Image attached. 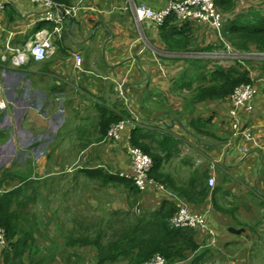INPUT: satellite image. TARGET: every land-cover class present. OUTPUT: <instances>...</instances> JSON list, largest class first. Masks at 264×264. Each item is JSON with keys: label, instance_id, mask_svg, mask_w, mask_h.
I'll return each instance as SVG.
<instances>
[{"label": "crops", "instance_id": "crops-1", "mask_svg": "<svg viewBox=\"0 0 264 264\" xmlns=\"http://www.w3.org/2000/svg\"><path fill=\"white\" fill-rule=\"evenodd\" d=\"M0 1L5 5L0 85L8 102V108L0 110V194L20 190L15 199L33 202L29 217L42 216L48 227L55 223L57 234L82 233L86 228L98 233L104 231L102 226L110 231L132 222L133 217L152 216L164 202L176 207L181 202L206 212L216 233L214 245L209 237L197 233L204 242L201 250L208 249L201 264H219L218 252L227 264H255L256 260L264 264V258L257 257L264 253L263 75L253 79L257 88L254 111L243 122L252 135V141L247 142L232 136L227 100L193 103L190 89L175 84L178 75L184 83L188 81L194 71L192 62L208 61L200 56L209 54L205 48L201 53L189 51H198V28L204 30L207 43L216 46L217 40L207 26H177L190 36L187 51H170L163 37L170 40L174 32L164 27L160 35L159 27L136 20L130 10L123 9L127 0H61L62 9L77 10L65 17L62 37H52L53 53L43 62L29 60L15 68L11 64L13 50H23L37 32L52 31L53 27L39 20L45 13L40 5L25 0ZM234 1L241 8L251 5L264 10L253 6L251 0ZM133 2L159 10L168 0ZM218 10L223 23L228 24L234 15ZM74 56L81 59L79 67ZM121 82L128 106L116 91V83ZM110 116L125 122L130 119L126 132L137 129L140 143L153 154L164 156L158 144L164 136L173 138L178 144L161 171L178 188H189L192 180L207 184L213 174L219 190L215 203L227 210L234 207V214L216 211L210 197L201 205L191 206L164 184V191L150 188L133 195L123 185L106 183L98 176L99 171L113 175L111 172L130 170L122 141L109 140L101 131L100 118ZM199 124L203 126L196 130L193 125ZM228 143L230 147L224 150ZM191 155H195L193 168ZM36 202H42V212H36ZM137 202L141 204L140 215L133 212ZM100 210L106 214H99ZM72 216L75 219L67 223ZM51 217L54 219L49 220ZM243 217L254 224L247 226L241 221ZM69 224V229H63ZM58 241L57 248L61 249L64 244ZM227 255L237 259L230 261Z\"/></svg>", "mask_w": 264, "mask_h": 264}, {"label": "trees", "instance_id": "trees-1", "mask_svg": "<svg viewBox=\"0 0 264 264\" xmlns=\"http://www.w3.org/2000/svg\"><path fill=\"white\" fill-rule=\"evenodd\" d=\"M52 1L61 3V0ZM216 5L224 14L234 15L232 20H229L226 25L224 34L233 50L242 54L249 52L251 46H253L258 53H264V15L259 14V11L263 12L264 10L257 8V11H250L246 15L242 12L243 9L236 5L234 0H217ZM177 26L181 27L183 25L179 24L173 17H170L163 26L159 27L160 35L164 27H167L168 29L165 31H172L175 35L170 40L163 37L170 51L186 52L190 36L185 34L183 30L178 29ZM205 49L210 54L214 50V46L208 44ZM256 59L259 64L258 71L264 76V56H259ZM206 60L212 59L207 58ZM192 63L191 68L194 71L191 78L184 83V78L178 75L175 80V84L183 89H190V92L193 93L190 102L198 104L223 102L230 97L235 88L243 84L252 83L250 74L244 67L243 62L235 61L233 65L226 68L216 64L210 66L206 72H201V69L197 67V63ZM196 78H198L195 81L197 85L193 88L190 86L192 85L190 81L192 83ZM122 119L119 116L100 118L101 131L107 134L109 127ZM200 126H203V124L193 125L196 130ZM137 131L136 129V131L131 133V143L152 159L153 165L149 173L151 179L157 183L164 184L169 189L171 188L185 203H189L191 206L201 205L210 197L213 208L216 211L225 215H233L235 212L234 207L227 210L215 203V196L219 193L218 189L214 188L210 192L206 183L195 184L193 180L189 184V188H178L171 182L169 176L161 171L163 163L173 156L172 153L178 144L173 138L169 136L161 138L158 147L161 153L166 154L160 156L153 154L146 144L140 143L142 138L137 134ZM150 139L153 141L154 137ZM98 176L106 183L123 185L133 195L138 193L129 180L100 171ZM19 191L10 190L6 194H0V229L5 231L8 241V246L2 251L1 257L4 264H39L33 256L36 253V249L32 247V244H29V241L33 240V231L24 230L21 226L23 216L20 214V208L23 202L14 198V194ZM31 203L28 201V204ZM176 211V206L164 202L157 213L152 216L133 217L132 222L117 225L119 228H116L111 234L104 230L91 236V232L86 228L87 231L76 237L73 231H62L59 233L60 239L64 244L61 249L72 250H69L71 251L68 256L71 260H67L69 264H76L72 262V259L80 257L79 251L82 249L91 254L92 260L89 261L91 264H118L120 262H125V264H144L156 254L161 255L169 264L182 261H189V264H201L208 253V249L201 250L204 242L202 241V236L197 234L199 232L188 229L172 230L168 227L167 222ZM47 247H52L51 243H48ZM55 248H57L56 243ZM55 253L56 251L52 250L50 252L51 257L47 261H53ZM45 256L46 254L40 255L39 258L45 259Z\"/></svg>", "mask_w": 264, "mask_h": 264}, {"label": "built area", "instance_id": "built-area-1", "mask_svg": "<svg viewBox=\"0 0 264 264\" xmlns=\"http://www.w3.org/2000/svg\"><path fill=\"white\" fill-rule=\"evenodd\" d=\"M34 5H40L44 8L45 13L40 17V21L50 23L52 31L42 30L37 32L33 39L23 50H13L14 55L11 57V64L15 68H19L33 60L34 62H43L53 53L52 37L61 38L64 32V18L73 16L76 8L62 9L60 4L52 0H25ZM217 0H168L167 4L159 9L154 10L145 4H136L133 0H127L124 11L130 10L134 18L138 21H146L155 27L164 25L167 19L173 17L179 24H197L205 25L210 29L220 32L223 30V16L219 12ZM253 6L263 7L264 0H251ZM259 4V5H258ZM5 5L0 1V33L3 31V15ZM61 14L63 16L61 17ZM9 49V47H7ZM227 49V48H226ZM216 55V54H215ZM217 56V55H216ZM222 59V56L218 57ZM3 59H5L3 57ZM74 62L77 67L81 63L78 56H74ZM252 83L243 84L235 88L230 97L227 99V116L229 118V126L233 137H243L247 142L252 141V135L244 128V119L251 115L254 111L253 102L257 94V88L253 84V75L249 73ZM116 91L123 98L125 106H128V98L124 96V83H116ZM8 102L4 97L3 87L0 85V110H6ZM130 120H126V122ZM124 120L112 124L106 134V138L116 143L121 142L128 158L129 172H111L121 178L132 182L133 186L140 194L146 193L150 188L164 191V187L149 177L152 168V159L146 155L140 148L132 145L131 134L126 132L127 124ZM126 134V135H125ZM124 136V139H123ZM230 147V143L226 144L224 150ZM208 186L213 189L216 185V178L212 174L208 178ZM176 213L168 220V227L172 230H193L203 233L209 237L212 245L216 242V233L210 227L207 213L197 212L189 208L186 204L177 203ZM133 212L135 215L141 214V204L137 202ZM8 241L3 229H0V260L1 253L7 248ZM144 264H169L161 255H154ZM174 264H180L176 262Z\"/></svg>", "mask_w": 264, "mask_h": 264}, {"label": "rangeland", "instance_id": "rangeland-1", "mask_svg": "<svg viewBox=\"0 0 264 264\" xmlns=\"http://www.w3.org/2000/svg\"><path fill=\"white\" fill-rule=\"evenodd\" d=\"M242 9H243L242 12L245 13L246 15L250 11H257L258 10L257 8H252L251 5H245L242 7ZM259 14L264 15V11L263 12L259 11ZM226 25L227 24L224 23L223 30H221L220 32L214 31L208 27L211 34L216 38L217 43L215 42L216 46H214V50L211 51L212 53H210L208 55H200L201 57L208 58V59L211 58L212 60L197 62V67L199 69H201V72H206L210 68V66H214V65L218 64V65L226 68L228 66L233 65V63L235 61L236 62L239 61V62H243L244 67L247 69V71L249 73H252L254 78L259 77V74H260V72L258 71L259 64L256 61L257 60L256 58H258L259 56H264V53H258L254 49L253 46H251V49L247 53L240 54L239 52H236L235 50H233V48L231 47L227 38L224 35L225 31H226ZM196 41H197L196 42V45H197L196 49H198V51H193L192 49H190L189 51H191L192 53L203 52L204 48H206L208 43H207V37L204 33V30H202L201 28L197 29ZM220 56H222V59L218 58ZM208 65H209V68H208ZM190 68H191V66H190ZM190 78L191 77H189V79ZM197 79L198 78L193 80L192 83L190 81V84H193ZM195 86H196V84L194 83L193 87H195ZM190 93L192 94V92H190ZM187 95H190V94H186L185 96H187ZM194 156L191 155V166H192L191 168H193V165H194V161H193ZM184 175H185V173L182 172V176H184ZM23 187L26 188V185H24ZM16 200L23 202V205L20 208V214L23 216L21 219V226L23 227L24 230H27V231L32 230L33 231V233H32V239L33 240H30L29 244H32V247L34 249H36V253L33 255L36 262L39 264H69V262H67V260H71L68 256L71 254L70 252L72 250L71 249H67V250L63 249L62 250L59 248H55V243L59 244L58 240L60 239L59 233L57 234L55 231L56 227H57L56 224L55 223L54 224L49 223L50 227H48V226L44 225V219L42 216L29 217V215H31V212H32L31 210H34V207L31 208V206H30L33 204V202L31 204H28V201L26 199H19L18 198ZM241 200H242V203H244V204L246 203V201H243V199H241ZM223 201L225 202V204H226V202H228L227 199H223ZM35 205H37L36 212L37 211L42 212V202H36ZM192 210H194V209H192ZM84 212H86V209ZM98 213L99 214L102 213V215L106 214L105 211H103V210L98 211ZM230 216H232V215H230ZM235 217H237V219L240 218V216L237 213H235ZM218 218H220V216ZM48 219L52 220V219H54V217H51ZM74 219H75V216H72L71 219L67 221V223H71V221H73ZM104 219L106 221L108 218H104ZM56 220H58V219H56ZM93 220H96V219H93ZM34 221H35V223H34ZM241 221L243 223H245L247 226H251L254 224V222L249 220L247 217H243L241 219ZM84 225H85V222H84ZM221 225L223 226V224H221ZM70 226H71L70 224L66 225L65 227H63V229H69ZM102 228L104 230H106L108 227L102 226ZM116 228H119V227L116 225L115 227H112V229L110 231L108 229L106 231L109 234H111L114 230H116ZM80 234H83V233H74V235L76 237ZM95 234L96 233H90L91 236H94ZM263 240H264V237H263ZM48 243H51L52 247H47ZM52 250L56 251L55 256H54V260L53 261H47L51 257L50 252ZM69 250H71V251H69ZM259 252H260V250H259ZM259 252L258 251L254 252L253 255L258 254ZM44 254H46L45 259H40L39 258L40 255L42 256ZM211 255H213V254L211 253ZM79 256L80 257L72 259V262H75L76 264H91V263H89V261L92 260L90 257L91 254L87 253L85 250H81V251H79ZM217 256H218V258H220L219 264H227L225 261V258L223 257V255L220 252L217 253ZM227 256H228V260H230V261L237 259V257H235V256H229V255H227ZM257 257L264 258V253L261 251V253ZM184 262H185V264H187L186 261H184ZM209 262L210 261H208V263ZM2 264H3V261H2ZM118 264H125V262H120ZM181 264H184V263H181ZM255 264H262V263L259 262V260H256Z\"/></svg>", "mask_w": 264, "mask_h": 264}, {"label": "clouds", "instance_id": "clouds-1", "mask_svg": "<svg viewBox=\"0 0 264 264\" xmlns=\"http://www.w3.org/2000/svg\"><path fill=\"white\" fill-rule=\"evenodd\" d=\"M223 25H224V23H223ZM115 176H118V175H115ZM119 177V176H118ZM121 178V177H120ZM124 179V178H123ZM207 186H208V183H207ZM216 186V185H215ZM208 188H209V186H208ZM215 188V187H214ZM213 188V189H214ZM210 189V191H212L213 189H211V188H209ZM140 215V214H139ZM195 232V231H194ZM3 260V259H2Z\"/></svg>", "mask_w": 264, "mask_h": 264}, {"label": "water", "instance_id": "water-1", "mask_svg": "<svg viewBox=\"0 0 264 264\" xmlns=\"http://www.w3.org/2000/svg\"><path fill=\"white\" fill-rule=\"evenodd\" d=\"M63 16V14H61V17ZM66 18H64V20H65Z\"/></svg>", "mask_w": 264, "mask_h": 264}, {"label": "bare ground", "instance_id": "bare-ground-1", "mask_svg": "<svg viewBox=\"0 0 264 264\" xmlns=\"http://www.w3.org/2000/svg\"><path fill=\"white\" fill-rule=\"evenodd\" d=\"M195 25V24H194ZM199 26V25H198ZM225 28V27H224Z\"/></svg>", "mask_w": 264, "mask_h": 264}]
</instances>
